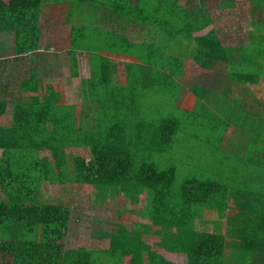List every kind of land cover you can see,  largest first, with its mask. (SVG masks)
Instances as JSON below:
<instances>
[{
  "label": "crops",
  "instance_id": "obj_1",
  "mask_svg": "<svg viewBox=\"0 0 264 264\" xmlns=\"http://www.w3.org/2000/svg\"><path fill=\"white\" fill-rule=\"evenodd\" d=\"M17 4L29 13H17ZM17 4L12 14L0 16L4 125L12 123L17 102H42L51 96L44 93L51 85L61 86L63 92L56 89L60 93L49 105L57 104L56 118L71 119L61 127L76 141L80 137L89 141L102 117L107 122L120 116L134 119L142 110L184 104L185 112L199 109L197 113L209 120L204 140L223 153L217 158L219 165L228 157L264 166V0H18ZM33 4L42 5L38 17L30 13ZM24 31L39 36L35 47L21 46L23 40L17 37ZM36 87L39 95L33 92ZM137 123L130 135L122 124L113 123L125 149L177 141L173 129L168 138L160 129L149 136L148 128ZM192 136L188 131L185 141L196 142ZM83 148L90 149L80 144L66 151ZM2 153L0 147V158ZM121 194L120 208L72 211L70 222L76 219L78 229L85 221L104 225L95 229L98 239L91 241L93 246L79 242L72 247L107 248L110 237L103 234L125 226L136 236L131 246L144 244L161 257L156 259L159 264H165L162 259L185 264L187 253L175 250L170 241L178 229L141 214L147 204L144 193L137 201ZM101 214L111 215V221H104ZM195 226L203 229L209 222L196 219ZM146 254L143 264L149 260ZM103 262L109 264L107 259Z\"/></svg>",
  "mask_w": 264,
  "mask_h": 264
},
{
  "label": "trees",
  "instance_id": "obj_2",
  "mask_svg": "<svg viewBox=\"0 0 264 264\" xmlns=\"http://www.w3.org/2000/svg\"><path fill=\"white\" fill-rule=\"evenodd\" d=\"M17 2L0 0V16L12 14ZM36 4L29 10L38 17L42 5ZM15 11L29 13L18 4ZM17 38H22L21 46L32 48L39 36L24 31ZM56 89L63 92L61 86H47L44 93L51 96L42 102H17L9 126L3 123L7 102L0 100V189L5 194L0 198V264H105L103 259L109 264H143L144 253L147 264H159L156 259L161 257L144 244L137 249L131 246L136 236L125 226L103 234L110 237L107 248L67 247L72 210L67 204L42 198L46 193L38 191V184L45 181L70 182L75 191L93 187L96 193L119 186L134 201L144 193L147 204L141 214L178 229L172 243L175 250L187 253L185 264H264V181L258 182L263 187L254 190L214 178H187L175 201L171 190L174 167L162 169L148 163L132 171L121 134L100 137L95 133L89 141L82 137L76 141L64 131L61 125L71 119L56 118L57 104L49 105L59 92ZM33 92L40 93L37 87ZM175 125V120L166 119L160 131L168 138ZM79 143L90 149L66 151ZM256 169L258 181L264 180V166L258 164ZM212 212L221 215L220 223L214 229L196 228V219L208 222L206 216Z\"/></svg>",
  "mask_w": 264,
  "mask_h": 264
},
{
  "label": "rangeland",
  "instance_id": "obj_3",
  "mask_svg": "<svg viewBox=\"0 0 264 264\" xmlns=\"http://www.w3.org/2000/svg\"><path fill=\"white\" fill-rule=\"evenodd\" d=\"M106 111V110H104ZM199 112V109H197ZM197 112H185L184 104L179 108H167L165 110H142L139 112V117L134 119H124L123 116L118 118H111L110 122L105 121L106 117L100 119V124L96 134L104 137L109 132L114 134L118 133L119 128L114 126L113 123L122 124L125 129V134L130 135L129 129L137 122H141L148 128L150 135L154 136L161 129L164 118H171L175 120V128L173 129V136L176 137V142L170 146H152V145H129V155L132 161V171H137L144 164L152 163L159 168L165 169L174 167V182L172 185V193L179 201L180 186L187 178L195 179H216L219 181H226L228 185L235 188L252 187L251 189L257 190L261 186L260 179L258 181L257 165H253L251 159H229L224 158V165L218 164V157L223 155L222 152L215 149V144L205 143V128L209 126V120L198 114ZM105 116V114H104ZM138 124V123H137ZM188 131H192V142L189 143L185 136ZM203 138V143H202ZM88 150V149H87ZM82 151L81 149L76 152ZM259 182V183H258ZM108 187L101 193H96L93 187H87L79 191L73 190L71 183L52 184L49 181L40 182L38 184V191L46 193L42 198L48 199L53 202L67 204L72 208V211L79 209H91L90 207H104L113 209L122 207L124 205L123 195L117 186ZM238 193V191H236ZM4 196L0 190V197ZM115 215V214H114ZM104 221H111V215L101 214ZM77 213L74 218H77ZM221 215L218 212L208 213L209 226L215 228L216 223H220ZM212 218L213 221H210ZM93 221H85L84 226L78 229L79 224L75 219L70 222V229L68 230V247L76 246L77 243L91 244L92 240L98 239V233L95 229L104 227L99 225L93 226ZM206 225V224H205ZM206 227V226H205ZM116 227H112L115 229ZM81 233V240L75 241L77 236ZM92 237H94L92 239ZM169 241L168 239H164ZM174 239H171L172 241ZM93 246V244H91Z\"/></svg>",
  "mask_w": 264,
  "mask_h": 264
}]
</instances>
